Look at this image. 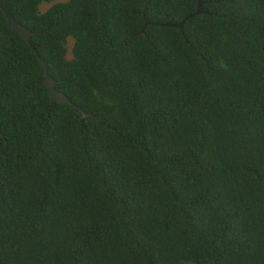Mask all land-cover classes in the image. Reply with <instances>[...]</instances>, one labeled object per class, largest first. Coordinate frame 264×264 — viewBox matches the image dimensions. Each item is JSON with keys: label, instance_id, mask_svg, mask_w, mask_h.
Masks as SVG:
<instances>
[{"label": "trees", "instance_id": "16d2710c", "mask_svg": "<svg viewBox=\"0 0 264 264\" xmlns=\"http://www.w3.org/2000/svg\"><path fill=\"white\" fill-rule=\"evenodd\" d=\"M202 1L0 8V264H264V0Z\"/></svg>", "mask_w": 264, "mask_h": 264}, {"label": "water", "instance_id": "95a60500", "mask_svg": "<svg viewBox=\"0 0 264 264\" xmlns=\"http://www.w3.org/2000/svg\"><path fill=\"white\" fill-rule=\"evenodd\" d=\"M0 8L6 13V15L8 17L7 27L15 28V29L19 30L23 34V36L26 38L28 43L32 46L31 35L33 32L15 19V17L13 16V14L11 13V11L9 10V8L7 6V0H0ZM197 8H198L197 13H203L205 11L203 8V1L202 0H199ZM147 23H149V22H147ZM183 24H184V22L182 21L180 23H175L173 25L178 26V27H182ZM32 48L34 49L33 46H32ZM36 55L38 56V58L42 64V67L44 69V73H45L44 83L47 85L48 89L50 90L52 101L57 100V101L71 103V100L68 98L67 95H65L64 93L55 89L54 80L49 75V70H48V66H47L46 61L41 58V56L38 54V52H36Z\"/></svg>", "mask_w": 264, "mask_h": 264}]
</instances>
